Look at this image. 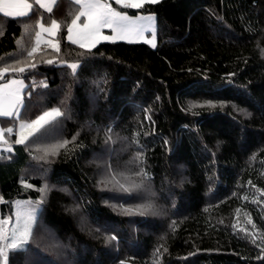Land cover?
Here are the masks:
<instances>
[{
  "label": "trees",
  "instance_id": "16d2710c",
  "mask_svg": "<svg viewBox=\"0 0 264 264\" xmlns=\"http://www.w3.org/2000/svg\"><path fill=\"white\" fill-rule=\"evenodd\" d=\"M79 11L0 14V72L25 67L0 79L25 82L20 118L64 114L23 144L17 118H1L0 218L16 199L40 204L7 264H264V0L145 4L129 13L156 17L157 47L91 52L66 40ZM41 16L61 25V50L28 57Z\"/></svg>",
  "mask_w": 264,
  "mask_h": 264
},
{
  "label": "snow or ice",
  "instance_id": "6c2138e0",
  "mask_svg": "<svg viewBox=\"0 0 264 264\" xmlns=\"http://www.w3.org/2000/svg\"><path fill=\"white\" fill-rule=\"evenodd\" d=\"M53 3L56 0H52ZM160 0H114V3L119 5L121 9H132L139 10L144 8L145 4H156L159 3ZM19 6L22 7L23 10L17 11L15 13L6 11L3 8H0V13H2V17L17 19L18 23H28V21L19 20L18 18L29 17L30 12L29 9L33 8L31 3H28L27 0H15ZM35 3L39 5L40 8L45 9L48 13L53 11V8L50 6H46L42 0H35ZM69 3L79 4L81 7V11L79 14L71 21V26L67 27L66 40L71 42L72 44L79 43L81 48H87L89 52L91 49L95 47L96 43L99 42L100 39L105 41L116 42V38L118 37L121 40H126L128 43H138L143 41L144 43L150 44L153 48L156 47V18L153 15H139L134 12L130 15L126 11H118L113 8L112 4L108 2V0H69ZM86 17V23L83 24V29L81 31L80 39H84L86 37H90V43L84 44L80 43L78 39L73 38V28L78 27V21H80V17ZM0 17V20H2ZM37 26L40 31L37 32L36 35V47L31 48L27 52L28 57H32L33 53L37 51V48L40 45V37L42 33H48L50 36L55 35L56 32L61 28V25L55 20L52 19L49 26H45L43 22V17L41 16L37 21ZM110 29V33L108 35H103V29ZM25 32L28 31L26 27L24 29ZM146 34H150V39L146 38ZM19 43V41H17ZM46 44L50 45V47L57 53L60 52L59 43H53L51 40L45 41ZM21 62L17 61L16 64H9L4 67L2 72H0V79H3V74L8 72H25V67L18 66ZM47 63H53V60H48ZM28 66L35 67V64L30 61L27 62ZM72 73H75L77 68L79 67L78 63H68L66 65ZM11 84H19L20 88H17L13 92L8 94L7 98V107L5 106V101L3 96H0V117H14L19 118V108L23 107L22 99L20 96V90L23 88V81L12 80ZM46 86V85H45ZM10 88L11 85H8ZM4 89L0 88V93H3ZM200 105H193V107H199ZM15 109V111H13ZM64 114L60 111V109H52L49 111H44L42 114L38 116L34 121L29 123L20 124L21 134L20 138L16 141V143L23 144L25 143L27 137L23 135V130L30 129L29 135H34L36 132H40L42 128H45V125H49L50 128L54 129L58 122L59 117H62ZM49 129H45L48 131ZM4 129H0V139H3ZM8 134H12L13 129L11 127L6 129ZM67 141L61 142L57 147H65ZM11 151V149H8ZM55 154V153H53ZM25 187H32L31 185H25ZM44 189H41V192H44ZM124 191H128V189H122ZM13 215L16 217L15 229L12 230L10 234L6 232L5 226L10 223V219L8 217L0 218V242L3 243V246L0 247V257L3 258V264H7V250L14 249L19 252L28 251L27 242L30 240L33 232V228L38 220V210L30 208L29 210H23L18 208L14 211ZM115 239V237H112Z\"/></svg>",
  "mask_w": 264,
  "mask_h": 264
},
{
  "label": "rangeland",
  "instance_id": "374dc122",
  "mask_svg": "<svg viewBox=\"0 0 264 264\" xmlns=\"http://www.w3.org/2000/svg\"><path fill=\"white\" fill-rule=\"evenodd\" d=\"M161 1V0H160ZM108 2L109 3H111L112 4V6H113V8H115L116 10H118V11H126V12H128L129 13V10L130 9H121L120 7H119V5H117V4H115L114 3V0H108ZM82 10V9H81ZM130 14V13H129ZM131 15V14H130ZM139 15H151V14H139ZM154 16V15H153ZM84 18L85 19V21H86V17H84V16H81L80 18ZM156 18V17H155ZM87 22V21H86ZM85 22V23H86ZM82 29H83V25H81L80 27H78V28H75V29H73V38L74 39H78L79 40V42L80 43H84V44H89L90 43V37H86V38H84V39H80V35H81V31H82ZM157 19H156V41H155V43H156V47H157ZM110 29H107V28H105V29H103L102 30V32H103V35H108L109 33H110ZM42 37V36H41ZM41 37H40V44L41 43H43V42H45V41H43V39H41ZM146 38H148V39H150L151 37H150V34H146ZM47 41V40H46ZM53 43H55V41H53V40H51ZM116 42H127L126 40H121V39H119L118 37L116 38ZM101 43H113L112 41H105V40H103V39H100L99 40V42L98 43H96V45H98V44H101ZM138 43H144L143 41H141V42H138ZM78 45H79V43H77ZM145 44H147V43H145ZM95 45V46H96ZM149 46H151L150 44H148ZM152 47V46H151ZM153 48V47H152ZM12 79V78H11ZM17 79H20V78H14L13 80H17ZM10 80V79H9ZM9 80H7V81H9ZM6 81V82H7ZM12 81V80H11ZM17 81H20V80H17ZM53 109H56V108H53ZM59 109V108H58ZM50 110H52V109H50ZM47 111H49V110H47ZM61 111V110H60ZM34 121V120H33ZM29 122H32V121H26V120H24V119H21L20 118V110H19V118H17V124H16V141L20 138V134H21V129H20V124H22V123H29ZM30 129H25V130H23V135L25 136V137H27V139L31 136V135H29V133H30ZM3 139H0V143H2V146L1 147H4V146H6L8 149H10V145L8 144V145H5V143H6V137H5V135H3ZM26 139V140H27ZM3 142H5V143H3ZM18 144H20V143H18ZM104 183V182H103ZM105 184V183H104ZM114 198H116V197H114ZM140 198H145L143 195L142 196H139V197H137V199H140ZM18 208H21V209H23V210H29L30 208H33V209H36V210H38V213H40V204L39 203H37V202H35V201H31V200H29V199H16V200H14L13 201V213H14V211H16ZM13 213H12V215L9 217V219H10V223L8 224V225H6L5 226V228H6V232L8 233V234H10L11 232H12V230L13 229H15V227H16V224H15V219H16V217L13 215ZM3 243H6V241L5 242H0V247H2L3 246ZM10 250V249H9Z\"/></svg>",
  "mask_w": 264,
  "mask_h": 264
},
{
  "label": "crops",
  "instance_id": "0c3cea01",
  "mask_svg": "<svg viewBox=\"0 0 264 264\" xmlns=\"http://www.w3.org/2000/svg\"><path fill=\"white\" fill-rule=\"evenodd\" d=\"M27 2L31 3L33 5V8L28 10L30 12V16L29 17H31V18H37L42 11H46L45 9L40 8L39 5L35 3V0H27ZM42 2L46 6H50V7L54 8L57 0H56L55 3H53L52 0H42ZM0 8H3L4 10L10 11V12H13V13L23 10L21 6H19L17 3H15V0H0ZM0 14H2V13H0ZM85 22L86 21H85V19L83 17L80 18V21L77 22L78 23V27L83 25ZM49 25H45V26H49ZM78 27H76V28H78ZM73 29H75V28H73ZM38 31H40L39 27H38ZM58 31L56 32L55 35H52V36H50L48 33H42L41 34V36H42L41 39H43V41H46V40L55 41L56 37H57V34H58ZM41 44H46V43L43 42ZM13 79L14 78L10 79L7 82L0 83V88L4 89V92L0 93V96H3L6 107H7L8 94L10 92H13L17 88H20L19 84H15V85L11 84V80H13ZM17 80L23 81L22 79H17ZM8 85H11V87L9 88ZM25 90H26V84L23 81V88L20 90V96H21V99H22V103H23V97H24ZM21 108H19L20 111H21ZM13 111H15V109H13ZM1 118H5V117H0V129H3L2 126H1ZM3 135H4V133H3Z\"/></svg>",
  "mask_w": 264,
  "mask_h": 264
}]
</instances>
